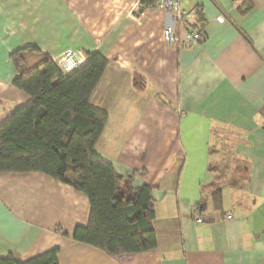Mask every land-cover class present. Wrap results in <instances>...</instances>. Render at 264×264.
I'll use <instances>...</instances> for the list:
<instances>
[{
	"label": "crops",
	"instance_id": "0c3cea01",
	"mask_svg": "<svg viewBox=\"0 0 264 264\" xmlns=\"http://www.w3.org/2000/svg\"><path fill=\"white\" fill-rule=\"evenodd\" d=\"M182 7L198 12V46L167 44L173 15L141 11L139 0H0V127L32 101L13 85V52L36 46L55 64L69 49L104 56L90 105L109 120L96 151L126 180L122 190L154 188L158 239L155 250L109 256L73 239L90 222L84 194L43 173L0 172V257L25 262L58 249L60 264H264V0ZM218 131L242 138L222 165L229 181L213 165ZM244 167L243 192L234 181ZM219 188L222 211L211 198Z\"/></svg>",
	"mask_w": 264,
	"mask_h": 264
},
{
	"label": "trees",
	"instance_id": "16d2710c",
	"mask_svg": "<svg viewBox=\"0 0 264 264\" xmlns=\"http://www.w3.org/2000/svg\"><path fill=\"white\" fill-rule=\"evenodd\" d=\"M156 2L139 0L141 11L155 7ZM30 55L40 56L42 61L27 69ZM86 55V65L63 75L49 55L36 46L12 53L18 72L13 85L32 101L0 127V172L43 173L84 194L91 206L90 222L85 228H76L75 241L109 256L155 250L154 188L145 185L122 190L126 180L96 151L109 116L93 108L90 101L110 62L99 53ZM236 173L239 178L234 187L243 188L241 183L249 180L248 169ZM211 198L215 210L222 211L223 189L215 190ZM205 202L198 206L201 212H206ZM58 255L59 250L54 249L25 262L9 255L0 257V264H60Z\"/></svg>",
	"mask_w": 264,
	"mask_h": 264
},
{
	"label": "built area",
	"instance_id": "2783aa9c",
	"mask_svg": "<svg viewBox=\"0 0 264 264\" xmlns=\"http://www.w3.org/2000/svg\"><path fill=\"white\" fill-rule=\"evenodd\" d=\"M155 7L157 9L171 13L175 24L165 28L163 37L167 44H177L181 48H191L198 46L203 40L204 35L194 28L196 10H184L182 0H157ZM218 22H224L223 17L217 19ZM184 31L185 37L181 36ZM88 62L87 55L79 50H66L56 61V65L63 75H69L72 72L81 69ZM195 222L203 223L204 218L199 211L195 212Z\"/></svg>",
	"mask_w": 264,
	"mask_h": 264
},
{
	"label": "rangeland",
	"instance_id": "374dc122",
	"mask_svg": "<svg viewBox=\"0 0 264 264\" xmlns=\"http://www.w3.org/2000/svg\"><path fill=\"white\" fill-rule=\"evenodd\" d=\"M30 57L35 58V55H30ZM36 61H38V60L35 58V60L28 62L27 67H29V68L35 67L36 65H38V63H36ZM241 139L242 138H237L236 136H233V134L229 131H218L213 137V143H215L217 150L220 151L219 158H220V161L222 162V163L220 161L213 162V165L218 169V175L222 178L223 181L224 180L229 181L231 179V175H230V173L226 172V170L222 169L223 168L222 165L224 166L228 162L231 161V159L233 157V153L231 152L232 147L235 145V143L237 141H241ZM242 184H244V187L242 190L244 192L247 188V184L246 183H242Z\"/></svg>",
	"mask_w": 264,
	"mask_h": 264
}]
</instances>
